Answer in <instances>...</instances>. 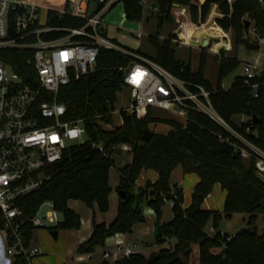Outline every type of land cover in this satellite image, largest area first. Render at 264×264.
<instances>
[{"label":"trees","instance_id":"trees-1","mask_svg":"<svg viewBox=\"0 0 264 264\" xmlns=\"http://www.w3.org/2000/svg\"><path fill=\"white\" fill-rule=\"evenodd\" d=\"M62 1L59 0L58 8ZM109 1L105 0L106 3ZM168 1L170 8L172 5L187 8L191 22L201 27L206 24V20H214L219 17L218 14L223 16L217 18L215 23L223 32L232 33V45L236 50L241 47L245 50H258L256 44L249 42L250 35L244 29L245 21L255 28L256 39L264 38V0H204L199 6L193 4L192 0ZM141 2L117 0L110 10L121 3L125 19L140 22L144 10ZM184 11L186 13V9ZM171 15L170 10L165 15L158 13L157 30L163 27L164 22H174ZM151 19L152 16L146 22L149 23ZM85 24L84 19L50 12L47 27L76 30ZM60 30L45 33L42 39L60 40L67 35ZM175 39L174 33L164 40H160L158 34L149 35L148 42L155 49L154 58L142 56L139 51L125 50L156 62L187 85L202 86L210 93L209 99L216 113L238 136L264 152V74L251 81L259 86L256 98L241 76L236 77L231 88L225 91L221 82L239 66L237 58L228 56L225 50L220 52L219 57H216L218 82L213 86L204 77L205 54H201L198 69L194 72L189 62L177 57ZM210 39L214 38L202 36L199 45L204 42L208 45ZM76 40L82 41L85 38ZM216 44H212L210 50ZM32 59V52L28 50L0 51V60L20 76L23 84L31 86L36 78ZM133 61L131 56L100 50L95 70L86 77L72 79L60 90L58 101L66 108L65 121H81L89 143L69 147L62 161L46 170L50 180L39 190L20 198L17 207L30 219L37 215L41 206L50 203L62 217L61 223L50 229L52 232L80 230L81 219L69 209V202L78 201L90 210L108 213L112 192L110 169L114 166L112 149L125 144L131 147L132 158L130 164L118 170L120 176L117 191L126 192L127 200L119 202L117 215L109 225L97 224L93 216L92 234L77 247V255H92L98 248H104L108 239L130 234L136 225L145 223L140 207L145 202L155 215L157 244L162 246L167 239H173L174 245L170 249L161 250L153 263H149L148 258L142 254H134L127 259L115 262L105 260L101 264H189L194 245L199 246V264H264V234H259L256 228L258 216L264 217V180L258 177L253 160H243L235 152L234 146L240 144L236 137L207 116L194 111L188 113L187 121L183 124L175 120H163L169 126V131L166 134L153 133L147 143L142 141V136L153 122L152 111L141 120L123 115L122 126H114L110 112L114 109L117 94L126 88L123 73L118 68L127 67ZM92 144L103 145L104 151L93 148ZM178 167L184 175L194 174L199 178L187 209L183 208L182 189L170 184L171 174ZM142 171H154L158 179L155 183L147 182L144 188L134 194L135 182ZM215 185L226 192L222 213L202 208ZM168 202L172 204L173 219L162 224V210ZM237 213L249 214L248 228L232 236L221 233L218 224L222 216L231 218ZM209 223L215 232L212 236L206 233ZM35 230L29 224L24 227L26 245L32 243ZM213 249L222 251L214 255L211 252ZM13 264L26 262L18 255Z\"/></svg>","mask_w":264,"mask_h":264},{"label":"built area","instance_id":"built-area-1","mask_svg":"<svg viewBox=\"0 0 264 264\" xmlns=\"http://www.w3.org/2000/svg\"><path fill=\"white\" fill-rule=\"evenodd\" d=\"M90 1L63 0L60 8H56L43 6L36 0H0V51L32 52L36 72L33 86L23 84L20 76L0 60V264H13L18 255L26 264H34V259L41 256V251L33 242L26 245L24 227L29 224L40 229L46 227L45 222L61 223L60 214L53 207L44 219L39 217V210L37 215L28 219L16 203L50 180L46 170L62 161L64 152L72 146L69 142L79 140V145L89 143L81 121H65L66 108L59 103L58 96L72 79L86 77L95 70L100 50L117 52L134 59L127 67L118 68L131 94L128 108L120 111L114 108L110 112L114 119L119 117L121 126L123 115L141 120L156 109L171 113L173 120H179L180 123L187 121L190 111L202 113L239 140L240 144L234 146L235 152L243 160H253L258 177L264 180V152L238 136L216 113L209 99L210 93L200 85H187L156 62L132 54L110 40L106 36L103 19L111 4L117 0L108 3L94 0L97 10L89 15ZM141 5L145 8L146 0H142ZM185 9L172 5L170 14ZM150 10L159 13L157 5L151 6ZM50 12L81 18L86 20V24L76 30L59 29L67 35L60 40L45 41L42 39L43 34L59 31L47 27ZM187 13L189 11L186 9ZM174 17L179 25V29L174 32V43L179 47L192 48L183 38V19ZM187 17L189 21L190 15ZM255 34V28L250 27L249 35ZM222 39L227 41L228 37L225 35ZM212 41L209 40L207 49ZM259 42L264 45V39H259ZM261 74H264V68L260 56L254 62L244 64L241 77L255 98L259 86L251 81ZM92 147L104 151L101 144H92ZM112 150L114 153H131V147L125 144L115 146ZM139 250L138 245L124 247L119 244L112 255L108 251L103 258L114 262L130 258ZM6 256L12 258V263Z\"/></svg>","mask_w":264,"mask_h":264},{"label":"rangeland","instance_id":"rangeland-1","mask_svg":"<svg viewBox=\"0 0 264 264\" xmlns=\"http://www.w3.org/2000/svg\"><path fill=\"white\" fill-rule=\"evenodd\" d=\"M44 1V5L46 6H52L53 3H55V0H42ZM147 5L145 6L143 10V20L140 22H130L127 21L124 17V8L121 3L115 5L110 12L108 11L106 15L104 16L103 23L106 36L114 41L118 46H120L123 49L130 50L132 52L139 51L142 56H146L149 58L155 57V49L153 46L148 42V36L149 35H159L160 40H164L169 36V34H173L177 29H179V25L175 22V19L173 23L167 24L164 22L163 27L160 30H157V18L158 13L153 12L150 10V7L152 5H157L158 2L156 0H146ZM192 3L199 6L201 5V0H192ZM114 4V3H112ZM111 4V5H112ZM187 9V8H186ZM97 10V4L94 0H91L89 2V9L88 14L91 15L92 13H95ZM218 11V9H217ZM187 15H191L187 13ZM187 15H185V11H176L175 14L172 16L176 17L178 20L180 18L183 19L182 22V30H183V38L185 39V43L187 45H191L192 48H186V47H179L176 45V54L177 57L180 60H183L185 62H189L191 64V68L194 72L197 71L198 65H199V59L202 53L205 54L206 57V65H205V71H204V77L207 81H209L213 86H216L217 77H218V62L216 57H219L220 55V46L222 47V43L226 44L224 48L227 49V55L230 57H236L238 62L240 63L239 66L234 70L232 73H230L228 76H226L222 82L221 87L223 90H229L232 86L233 81L238 76L243 75V66L246 63H252L255 61V59L260 56V62L261 66L264 68V45L259 42V39H256V36H250L249 42L250 44H256L258 46L257 51H251V50H245L243 47L239 48V50H236L233 48L234 45H232L233 35H229L228 41L221 39H213V43H217L215 46H218V49H209L203 48L201 44L199 45V38L203 35V33L211 35L212 37H224L220 29L215 26L212 23H208L203 29H199L201 26H196V28H193L192 26H189L191 22V18L189 17V21L187 18ZM152 16V19L149 21V23L146 22V19L150 18ZM174 17V18H175ZM42 18H44V13L42 14ZM186 18V19H185ZM207 22V20H206ZM205 22V23H206ZM189 24V25H187ZM198 27V28H197ZM188 28V29H186ZM204 34V35H205ZM264 39V38H263ZM204 44V43H203ZM202 44V45H203ZM230 44V45H229ZM130 93L127 88H124L121 92H119L116 96V103L114 108L116 110H121L124 108L129 107V101H130ZM146 117V116H145ZM144 117V118H145ZM143 118V119H144ZM153 122L149 124L148 130H150L153 133L158 134H165L169 128L166 124L163 123V120H173L171 113L161 111V110H154L153 112ZM175 121L179 122V120L174 119ZM180 123V122H179ZM181 124H183L181 122ZM121 122L118 116L114 119V126H120ZM84 139V138H83ZM79 140H74L72 142H69L68 144H72V146L79 145ZM132 158L131 153H125L122 151L116 152L112 155V159L114 161V166L110 169V185L114 186L116 181L119 179V173L118 168H122L125 165L130 164ZM181 172L180 169L172 176V183H175L178 180V176H180L179 173ZM146 171H142L140 176L138 177L137 181L135 182L136 186H145L147 183L145 180ZM149 174H154L157 176V173L154 171L148 172ZM115 191V188H113ZM185 204L189 205L191 201V194H188L187 196L184 195ZM220 199L216 198L215 204L218 203ZM220 204V203H219ZM223 204L224 200L222 202L221 210H223ZM52 206L50 203H45L43 206L40 207L38 215L40 218L44 219L46 214H48L50 211H52ZM69 209L75 212L77 215L80 216V219L83 223H85L83 226V229L81 232L78 231H65V230H58V236L57 239H54L51 235L52 230L57 224H49L45 222L46 227L36 229L33 234V245L37 248H40L41 250V256L37 259H34V264H75L79 258H77L76 254V243L77 238L83 234H85V225L86 222L93 218L92 211L88 208H86L81 202L78 201H70ZM145 210L142 211L146 222L147 227L146 231L143 233V235H133L128 237L127 241L131 242H144V243H151L154 246L150 247L149 252H156L159 251V249H170V246L174 245V240L171 241V244H163L162 246H159L156 242V236L152 234V228H151V219H149L148 215L146 214L147 210H151L148 207H144ZM165 216L169 215L171 217L172 211H165ZM59 221H62L61 215L58 216ZM249 214H241L237 213L232 215L231 218H225L222 216V218L219 220L218 224V230L222 232L225 235L232 236L235 235L237 232L248 228L247 221H248ZM149 219V221H147ZM155 222V221H154ZM144 224V223H143ZM140 225V224H139ZM155 226V225H154ZM208 226L212 228V224L209 223ZM153 227V226H152ZM256 228L258 229L259 234H264V217L263 215H259L256 223ZM130 235V234H127ZM107 242V241H106ZM108 244V243H107ZM199 249V247H198ZM195 247L193 248V253L191 255V263L196 261V251ZM157 255V254H156ZM83 256V255H81ZM61 257H64V263L60 262ZM196 258V259H195ZM6 259L9 260L10 263H12V258L6 256ZM96 259V258H95ZM93 260L92 262H94Z\"/></svg>","mask_w":264,"mask_h":264},{"label":"crops","instance_id":"crops-1","mask_svg":"<svg viewBox=\"0 0 264 264\" xmlns=\"http://www.w3.org/2000/svg\"><path fill=\"white\" fill-rule=\"evenodd\" d=\"M36 2L39 3V4H41V5H43V6H46V5H44L45 4L44 1H42V0H36ZM203 3H204V0H201V5ZM58 5H59V0H55V3H53V5L52 6H49V7H56V8H58ZM185 15H187V14L185 13ZM218 15H219V17H217V18L223 17L220 14H218ZM124 17H125V14H124ZM217 18H215L214 20L213 19L208 20L206 22V25L209 22L210 23L213 22L215 24V20ZM187 25H189V24H187ZM189 26H192V25H189ZM215 26H217V25L215 24ZM204 27L205 26H202L199 29H203ZM186 29H188V28H186ZM220 31L222 32V34L224 36L226 35L227 37H229V35L232 34L231 32H223L221 29H220ZM204 34L205 33H203L202 36H211V35H208V34H205V35ZM200 38H199V40H200ZM212 38H214V39H221V38H223V36L222 37H212ZM225 46H226V44L222 45V47L220 46V50L221 49H224ZM214 48L215 49H218V46H216ZM168 131H169V129L167 130V132ZM119 169L120 168H118L117 170H119ZM178 169H180L181 172H179V173H181V174H179L180 176H178V180L175 183H172V176H173L174 173H176L178 171ZM148 172H151V171H146V173H145V175H146V177H145L146 182L155 183L157 181V179H158V175L157 176L154 175V174L152 175V174H149ZM198 179L199 178L196 175H194V174L184 175L183 172H182V169L180 167H178L171 174L170 184H171V186H177L180 189H182L183 194L185 196H187L188 194H191L192 195L193 189H194L195 185L198 183ZM118 183H119V179L116 181V183H115L114 186L110 185V188H111L112 192H111L110 197H109V205H110V207H109L108 213L101 214L96 209L91 210L92 211V214H93V216L95 218V222L97 224H103L104 223L106 225H109L115 219V217L117 215V210H118L119 202H122L121 196L119 195V191H117ZM113 188H115V191H114ZM140 188H144V186H136V189L134 191L135 192L134 194H136L137 193V190L140 189ZM225 196H226V192L223 191L220 188L219 185H215L214 188H213V191H212L211 196H208L206 198V200L204 201V203L202 205V208L204 210L216 211V212L222 213L223 210H221L220 208L222 206L221 204H222L223 200H225ZM216 198L220 199V201H218V203L215 204ZM190 204H191V201H190L189 205H186L185 204V200H184L183 208L184 209H187L190 206ZM140 207H141L142 211L145 210L144 207H147L146 206V203L143 202L140 205ZM166 210L173 211L172 210V204L171 203L168 202V204L166 203L164 205V207H163V210H162V220H161V223L162 224L169 223L173 219V214L171 215V217L169 215L165 216L164 213H165ZM146 214L148 215L149 219H151V225L153 226V227L151 226V228H152V234L154 236H156V228L154 226L155 225V222H154L155 221L154 212L152 210H147ZM149 219H147V221H149ZM81 223H82L81 224V228H80V230H78V232H81L82 231V229L84 227L83 225L85 224L82 221H81ZM146 227H147V223L140 224V225L138 224V225H136L133 228V230L130 233V235H118V236L116 235V236L108 239L107 242H106L105 247L104 248H98L95 251L94 254H92V255L77 256V258H79V259L77 260V262L75 264H79V263L101 264L103 261H105L104 258H103L104 253L109 251L110 254L112 255L113 254V251L115 250V248L119 244H123L124 247H128L130 245H138L140 247V250L137 252V254H142L143 256H145L148 259L150 258L151 255H155L156 256V254H158L162 249H159L158 248L157 250H159V251L151 252L150 254L147 253V252H149L150 247H153L154 246L150 242L149 243H144V242L140 243V242L134 241V242L129 243L130 241H127L128 237L130 238V236H133V235H135V236L136 235H141L142 236L143 233L146 231ZM206 233L212 236L215 232H214L213 228H211L210 226H207ZM91 234H92V219H90V220H88L86 222V225H85V234H83V235H81V236H79L77 238L78 240H77V243H76L77 244L76 245V248L80 244L86 242L90 238ZM171 241H173V239H167V242L165 244H169L170 245L171 244ZM170 247H172V246H170ZM194 247L197 249V250H195L196 251V256H197L196 258L197 259L195 258L196 261L194 260V262H192V264H199V261H198L199 260V249H198L199 246H197V245L192 246V253H193V248ZM221 251H222V249H213L211 252L214 255H217V254L221 253ZM192 253H191V255H192ZM191 255H190L189 264L191 263L190 262L191 261ZM93 260H95V261L92 262ZM64 261H65L64 260V257L63 258L61 257L60 262H63L64 263Z\"/></svg>","mask_w":264,"mask_h":264},{"label":"water","instance_id":"water-1","mask_svg":"<svg viewBox=\"0 0 264 264\" xmlns=\"http://www.w3.org/2000/svg\"><path fill=\"white\" fill-rule=\"evenodd\" d=\"M158 8H159L160 14L165 15L170 10L169 1L168 0H158ZM250 27H251V23L248 21H245L244 22V29H245V32L247 34H249ZM207 46L208 45H206V42H204L203 48H206ZM152 136H153V132H151L150 130L147 129L144 131V134L142 136V141L144 143H147L151 140ZM119 195L121 196L122 201L127 200L126 192L119 191ZM51 235L54 239H57L58 233L57 232H51ZM156 259H157V256L151 255L150 258L148 259V262L153 263ZM79 264H86V263H79ZM116 264H117V262H116Z\"/></svg>","mask_w":264,"mask_h":264}]
</instances>
